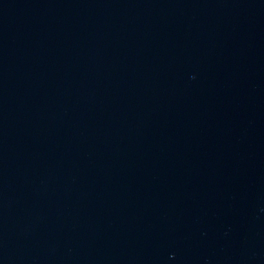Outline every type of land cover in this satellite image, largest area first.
Wrapping results in <instances>:
<instances>
[{"label": "water", "instance_id": "water-1", "mask_svg": "<svg viewBox=\"0 0 264 264\" xmlns=\"http://www.w3.org/2000/svg\"><path fill=\"white\" fill-rule=\"evenodd\" d=\"M0 264H264V0H0Z\"/></svg>", "mask_w": 264, "mask_h": 264}]
</instances>
